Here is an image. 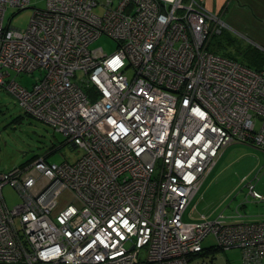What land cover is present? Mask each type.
<instances>
[{
  "label": "built area",
  "instance_id": "2783aa9c",
  "mask_svg": "<svg viewBox=\"0 0 264 264\" xmlns=\"http://www.w3.org/2000/svg\"><path fill=\"white\" fill-rule=\"evenodd\" d=\"M8 6L33 8L25 28ZM223 24L198 0H0V87L81 150L0 170V264H189L208 246L264 264V219H183L226 145L264 149V69L207 48ZM102 34L113 52L90 48Z\"/></svg>",
  "mask_w": 264,
  "mask_h": 264
},
{
  "label": "rangeland",
  "instance_id": "374dc122",
  "mask_svg": "<svg viewBox=\"0 0 264 264\" xmlns=\"http://www.w3.org/2000/svg\"><path fill=\"white\" fill-rule=\"evenodd\" d=\"M31 5L43 6L44 0H31ZM101 9L102 6H98L95 11L99 12ZM32 11L33 8L30 6L20 10L8 6L4 14V24L9 21L11 26L25 28ZM224 28L223 24L221 29ZM224 30L230 38H236L242 45L249 44L240 32L232 29L228 31L227 28ZM225 44L227 50L234 51L232 43L225 41ZM94 47H101L106 53H111L117 48V43L111 37L102 34L91 42L90 48ZM126 74L131 77L130 67L126 69ZM11 75H14L13 72ZM38 75L39 72L34 71L32 74H17L15 78L21 85L30 87ZM259 126L260 120L256 119V128ZM80 154V148L71 147L65 142L61 132L47 122L24 112L15 97L0 87V170L25 164L37 157H45L46 161L55 163L72 162ZM255 176L258 177L255 189L264 194V149L249 142L229 143L222 149L201 189L187 205L183 219L195 220L200 214L215 218L221 213L227 221L264 219V199L256 200L249 196L246 186V182L249 179L255 180ZM1 192L8 207L21 200L20 193L9 184L3 185ZM193 205H196V209L191 212ZM202 243L212 244L213 237L207 236ZM202 262L242 264L241 251L238 247L214 249L207 254L192 256L189 264Z\"/></svg>",
  "mask_w": 264,
  "mask_h": 264
},
{
  "label": "crops",
  "instance_id": "0c3cea01",
  "mask_svg": "<svg viewBox=\"0 0 264 264\" xmlns=\"http://www.w3.org/2000/svg\"><path fill=\"white\" fill-rule=\"evenodd\" d=\"M198 1L202 2L220 17V19L224 22V29L227 28L228 31L229 29H232L240 32L243 36H245L249 44H252L260 48L261 50H264V0ZM243 180H245L244 177ZM203 183L201 184V186L203 185ZM201 186L199 190L201 189ZM196 193L194 194V196L196 195ZM193 206H195L196 209V205Z\"/></svg>",
  "mask_w": 264,
  "mask_h": 264
},
{
  "label": "trees",
  "instance_id": "16d2710c",
  "mask_svg": "<svg viewBox=\"0 0 264 264\" xmlns=\"http://www.w3.org/2000/svg\"><path fill=\"white\" fill-rule=\"evenodd\" d=\"M228 35L229 34H227V32L224 29H221V31L218 34H211L207 42V48L210 51L227 56L231 59H235L256 70L264 69V50H261L260 48L252 44L242 45L241 42H239L236 38L235 39L230 38ZM232 40L234 42H232ZM225 41L226 43L228 42L229 44L232 43V45L234 46V51L231 52L227 50V48L225 47L226 45ZM208 247H205L203 251L199 252L198 254H207L211 250L218 249L215 247H209V248Z\"/></svg>",
  "mask_w": 264,
  "mask_h": 264
},
{
  "label": "water",
  "instance_id": "95a60500",
  "mask_svg": "<svg viewBox=\"0 0 264 264\" xmlns=\"http://www.w3.org/2000/svg\"><path fill=\"white\" fill-rule=\"evenodd\" d=\"M71 147H74V146H71Z\"/></svg>",
  "mask_w": 264,
  "mask_h": 264
}]
</instances>
